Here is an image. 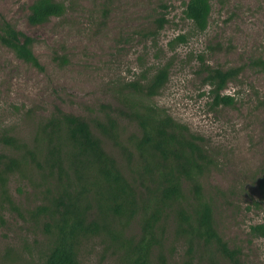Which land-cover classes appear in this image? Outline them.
<instances>
[{"label":"rangeland","instance_id":"obj_1","mask_svg":"<svg viewBox=\"0 0 264 264\" xmlns=\"http://www.w3.org/2000/svg\"><path fill=\"white\" fill-rule=\"evenodd\" d=\"M33 1L0 0V154L24 159L0 182V264L42 261L54 238L58 199L65 189L73 198L81 189H75L72 170L64 165L66 173L58 174L45 152L37 150L45 146L44 124L58 109L86 119L122 173L146 193L145 185L152 184L140 183L135 146L142 129L130 117L137 105L157 107L185 124L202 138L212 159L197 181L214 207L220 235L240 253L231 260L214 245L200 244L195 263L264 264V236L252 230L264 224V65L259 63L264 61V0H211L204 31L185 17L188 0H58L66 4V13L39 25L28 21ZM162 15L168 22L158 31L156 18ZM2 17L35 38L33 50L42 68L2 42ZM179 35L186 40H176ZM167 63L169 80L159 94L134 93L130 82L151 77ZM233 67L240 73L223 93L235 96V102L212 104L209 69ZM108 114L119 124L113 139L95 126ZM4 136L26 144L34 157L4 143ZM193 185L183 179L184 198L164 208L161 244L152 249L155 262L160 253L169 264L189 258L187 236L177 231V212L195 203ZM93 197L81 194L78 204L100 231L81 237L79 259L82 264H126V249L142 233L143 211L115 216Z\"/></svg>","mask_w":264,"mask_h":264},{"label":"trees","instance_id":"obj_2","mask_svg":"<svg viewBox=\"0 0 264 264\" xmlns=\"http://www.w3.org/2000/svg\"><path fill=\"white\" fill-rule=\"evenodd\" d=\"M211 9V0H188L184 15L197 30L204 31L209 24ZM66 11L67 6L62 1L34 0L28 21L32 25H39L52 17L64 15ZM167 22L165 15L156 18L157 30L163 29ZM1 30V40L5 45L21 59L42 68L33 50V36L19 30L5 17H2ZM176 40L185 41L186 37L179 35ZM259 63L264 65V61ZM169 70L170 63H167L159 67L151 77L144 76L130 82L129 86L139 95L155 96L167 84ZM240 70L239 67L209 69L207 80L211 85L212 104L218 106L235 102V96L224 94L223 91L239 75ZM130 117L142 129V135L135 146L139 151L142 168L139 172L140 183L145 179L152 184L145 185L146 193H140L136 185L122 173L116 158L105 151L101 138L93 133L86 119L58 109L44 124L42 144L45 146H39L37 150L45 152V159L57 169L58 174L66 173L64 165L72 170L78 180L75 189H81L75 190L78 194H75V198L69 189H65L64 196L58 199L52 244L45 258L33 264H82L79 259L81 237L100 231L98 222L88 221L86 213L78 204L81 194L92 193L99 207L115 216L134 217L140 209L143 211L142 233L126 249V264H169L162 253L155 262L152 249L161 244L158 228L164 208L184 198L183 179L194 182L195 197V203L189 210L181 208L177 212V231L186 234L188 241L189 258L185 264H196L195 250L200 244L204 248L214 245L222 256L236 260L240 249L230 248L220 235L215 223L214 207L204 199L202 186L197 181V177L212 162L201 143L202 138L157 107L137 105ZM95 126L107 137L113 139L118 136V121L109 114L105 121L97 120ZM2 141L18 150L25 148L34 157V151L15 137L4 136ZM23 161L20 157L0 154V182L5 183L7 175L19 169ZM252 230L264 236V224L252 226Z\"/></svg>","mask_w":264,"mask_h":264}]
</instances>
